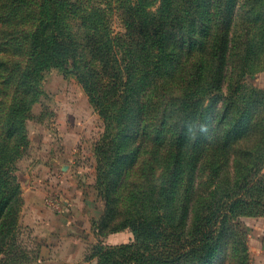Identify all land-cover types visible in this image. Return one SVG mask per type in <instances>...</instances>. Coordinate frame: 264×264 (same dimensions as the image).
Segmentation results:
<instances>
[{"label": "trees", "instance_id": "obj_1", "mask_svg": "<svg viewBox=\"0 0 264 264\" xmlns=\"http://www.w3.org/2000/svg\"><path fill=\"white\" fill-rule=\"evenodd\" d=\"M114 1L117 6L104 7L94 0H3L0 260L16 240L22 204L13 163L27 141L26 119L42 93L43 74L52 67L72 65L93 104L116 122L119 104H129L118 94L116 79L129 84L134 160L125 164L115 185L104 178L100 183L108 203L128 206L125 218L110 231L130 229L137 238L151 235L152 243L165 233L169 237L171 227L192 239L188 248L175 256L164 257L150 250L145 256L150 264L164 258L169 261L164 263L182 257L192 260L201 251L217 252L230 221L229 213L217 212L220 206L264 205V177L253 183L264 165V88L246 82L248 75L264 70V0ZM155 4H159L156 11L151 10ZM113 9L127 30L124 36H113L109 18ZM76 25L84 41L75 33ZM118 55L124 56L125 67ZM142 62L143 66H136ZM102 73L109 77L110 91L100 87ZM209 95L213 103L210 100L208 138L194 146ZM243 119L245 125L239 132ZM234 133L239 134V140H256L251 156L243 158L234 152ZM150 143L151 152H160L165 164H139ZM217 156L222 158L220 164ZM236 161L240 164H233ZM157 168L161 171L155 177ZM107 172L102 170L103 177ZM149 181L154 182L151 188ZM200 181L203 188L198 190ZM254 185L260 186L259 196L251 191ZM196 197L201 199L198 205ZM228 197L231 201L227 202ZM171 207L181 211L180 218L164 212ZM168 217L177 219L171 223ZM206 220L216 223L215 234L209 233ZM100 221L95 222L96 230L103 236L109 225ZM131 242L99 243L98 264H117L119 253ZM208 259L201 262L207 264ZM228 261L249 264L243 239L236 240L233 259ZM219 264L231 263L225 260Z\"/></svg>", "mask_w": 264, "mask_h": 264}, {"label": "rangeland", "instance_id": "obj_2", "mask_svg": "<svg viewBox=\"0 0 264 264\" xmlns=\"http://www.w3.org/2000/svg\"><path fill=\"white\" fill-rule=\"evenodd\" d=\"M94 1L104 7H108L109 5L117 6L114 0ZM157 3H159V1ZM2 6L3 0H0V13ZM158 6L159 4H155L151 10L156 11ZM109 18L111 19L112 28L115 31L113 36H124L127 34V30L122 25V20L116 9L109 12ZM125 20L128 21L129 19L126 17ZM75 33H77L81 41H84L83 34L78 25L75 27ZM86 54H88V52H86ZM86 54L85 56L87 58L85 59L90 60L89 55ZM0 55L3 54L0 52ZM118 58L121 61V66L125 67L124 56L118 55ZM129 62L131 66V61ZM143 65L144 63L142 62L136 66ZM95 66L101 69L96 62ZM263 71L248 75L247 84L258 88H264L257 84L256 80L257 75ZM125 76L126 72L124 70L123 77ZM101 78L100 87L103 88L104 92L110 91L111 86H108L111 84L109 77L106 76L105 73H102ZM125 81V79H123V81L122 79H116V83L119 84L118 94L122 95L126 99L125 101L129 103L125 104L121 102L119 104L120 114L116 122L114 119H107V116L93 104L83 81L72 65L68 67H52L44 72L41 80L42 93L37 102L32 104L30 115H28L26 119L27 141L22 148L21 155L13 163L15 164L14 174L22 191V204L18 217V233L16 234V240L13 242L12 248L3 256L0 260V264H31L39 259L42 242L41 236L38 234V230L40 229L38 227L31 228V226H26L24 223L25 214L23 215V212L26 206L25 197L23 195L25 189L24 182L26 178L28 179V177L33 178L36 176H39L43 180L46 179L48 182L51 181L53 188L50 189L52 193L49 200L55 209L63 210L65 206L61 194L63 190L59 186L60 182H57L60 176L57 174H61V171L58 169V173L49 172L51 170L49 168L55 164H64V166L73 164L71 165V171L74 173L73 178L77 177L80 181L83 180L82 178L93 180L92 185L85 188L87 197L96 198L97 202H100V204L102 203L103 215L97 220L92 219V228L93 231L95 230L94 232L97 235L98 241H92L91 238L85 241V249L88 250L84 252L87 259L89 258L91 260L93 257L98 259L97 246L99 243L101 244L102 239L100 238L101 235L97 233L95 222H101L100 220L103 219L104 224L108 223L109 227L103 229V236L105 237L111 233L110 228L112 226H116L122 222L126 215L125 210L128 208V206L117 205L114 202L108 203L105 189H103L104 187L100 184L104 178V180H108V182L112 180L113 185H115L125 164H132L134 160L133 151H131L135 140V135L131 127V90H129V84H124ZM127 92L130 96H127ZM210 100H212L213 103L212 95L207 99V114L201 118L200 128L195 136L196 141L194 146H197L203 139L208 138V128L212 120V103L209 105L211 102ZM238 115H240V113ZM245 121V119L240 121L239 124L241 126L238 128L239 132L243 130ZM109 122L111 123L109 124ZM116 124H120V127H116ZM115 131H118L117 136L114 135ZM239 137L238 133H234V136L231 137L234 143V152H237L238 156L243 158L249 155L251 156L249 151L252 150L256 140L254 138L239 140ZM112 139L115 143L111 142ZM152 147L153 144L150 143V145L145 148L139 164H165L163 155H161L160 152L153 154L151 152ZM66 148H68L69 151L71 150V153L67 154L68 156L62 154L65 153ZM119 154L122 155V158L118 162L116 158L120 156ZM217 160L220 164L222 158L217 156ZM111 164L121 165L112 166ZM233 164L240 163L236 161ZM31 167H33V169ZM36 167H39L40 172ZM102 170H109L110 172L104 173L103 177ZM160 171L159 168L155 170V177H158ZM205 177L206 176H204V178ZM263 177L264 165L254 178L253 183L258 179H263ZM202 183V181L199 182L198 190L203 188ZM85 185L86 184H84V186ZM147 185L151 188L154 182L149 181ZM263 186L264 185L261 186V189L264 192ZM259 188V185L252 186L251 191L254 193V196H259V192L261 191ZM229 199L231 201L229 197L226 198V201L228 202ZM196 201L198 205L201 199L196 197ZM162 210H164V206ZM164 212H167L168 216L178 215L177 218H180L181 215V211L179 212L174 207L167 208ZM217 212H227L230 216L229 231L224 241L220 243L222 245L218 248L217 252H209V254H207L205 251H201L194 255L192 260L182 257L175 263H164L169 262L168 259L166 261V258H164L163 261L158 264H204L201 261L205 258H209L207 264H219L225 260L226 263L234 264L233 261L228 260L229 258L233 259L237 239H243L245 242L249 264H264V205H239V207L233 206L232 209L221 205ZM177 218L171 219L168 217L171 223L175 222ZM206 222H208V220H206ZM215 227L216 223H214V221L208 222L207 229L211 235L215 234L213 232ZM168 235L169 237H167L165 233L158 241H153L151 243L149 241L151 235L137 238L131 231L132 245L119 253V262H117V264H150L149 261H146L145 257L149 254L150 250L164 257L175 256L186 250L192 242L189 236L182 234L178 229L169 227Z\"/></svg>", "mask_w": 264, "mask_h": 264}, {"label": "crops", "instance_id": "obj_3", "mask_svg": "<svg viewBox=\"0 0 264 264\" xmlns=\"http://www.w3.org/2000/svg\"><path fill=\"white\" fill-rule=\"evenodd\" d=\"M256 80L257 84L264 87V71L257 75ZM69 153L71 150L66 148L62 154ZM71 165L73 164H55L49 168L50 173H58V169L61 171V174H57L60 175L57 182H60L59 186L63 190V210L55 209L49 200L52 193L50 189L53 188L51 181L43 180L39 176L25 179L24 223L31 228L38 227V234L42 239L39 259L31 264H98L96 257L91 260L86 258L84 251L87 252L88 249H85L84 242L89 238L98 241L92 228V219L97 220L103 215V206L96 198L87 197L85 188L90 187L93 180L81 177L83 180L80 181L77 177L73 178ZM36 169L40 172L39 167ZM100 238L105 245L127 243L131 241V230L124 229Z\"/></svg>", "mask_w": 264, "mask_h": 264}]
</instances>
